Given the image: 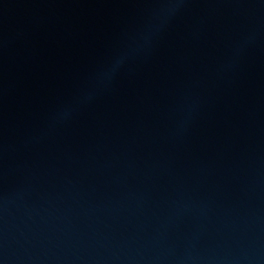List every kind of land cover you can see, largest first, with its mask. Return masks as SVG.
I'll list each match as a JSON object with an SVG mask.
<instances>
[{
	"label": "clouds",
	"instance_id": "1",
	"mask_svg": "<svg viewBox=\"0 0 264 264\" xmlns=\"http://www.w3.org/2000/svg\"><path fill=\"white\" fill-rule=\"evenodd\" d=\"M176 3L177 0H169V4L171 5V7L163 10V16L165 18L168 15H171L172 13L175 12ZM143 40H144V44L140 45L137 49H134L133 52H138L140 48L146 47L148 44H150V34L145 35L143 37ZM133 52H126L116 56L113 59L112 63L98 74V79L100 83L110 82L114 77V75L119 71V69L126 63L129 57L133 54Z\"/></svg>",
	"mask_w": 264,
	"mask_h": 264
}]
</instances>
